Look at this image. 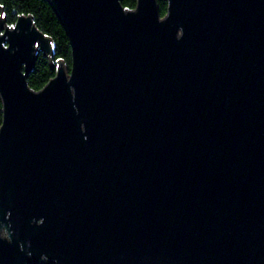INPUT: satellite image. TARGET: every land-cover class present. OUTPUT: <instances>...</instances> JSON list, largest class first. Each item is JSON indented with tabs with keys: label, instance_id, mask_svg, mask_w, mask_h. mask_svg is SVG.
I'll use <instances>...</instances> for the list:
<instances>
[{
	"label": "water",
	"instance_id": "obj_1",
	"mask_svg": "<svg viewBox=\"0 0 264 264\" xmlns=\"http://www.w3.org/2000/svg\"><path fill=\"white\" fill-rule=\"evenodd\" d=\"M46 1L38 92L0 16V264H264V0Z\"/></svg>",
	"mask_w": 264,
	"mask_h": 264
},
{
	"label": "trees",
	"instance_id": "obj_2",
	"mask_svg": "<svg viewBox=\"0 0 264 264\" xmlns=\"http://www.w3.org/2000/svg\"><path fill=\"white\" fill-rule=\"evenodd\" d=\"M124 9L133 10L136 0H121ZM161 17L166 14L165 1H157ZM0 16L6 26H13L19 16H30L35 27L50 40L52 52L48 57L40 54L32 73L27 78V86L34 92L40 91L53 77L57 63L62 61L70 66V47L67 38L46 0H0ZM2 121L0 103V126Z\"/></svg>",
	"mask_w": 264,
	"mask_h": 264
}]
</instances>
